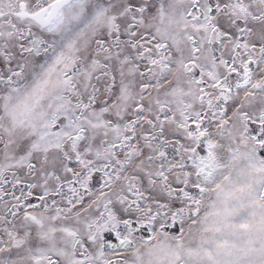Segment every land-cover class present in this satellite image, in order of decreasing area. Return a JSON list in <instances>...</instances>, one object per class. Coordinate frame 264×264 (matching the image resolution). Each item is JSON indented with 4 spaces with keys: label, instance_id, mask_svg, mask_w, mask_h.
<instances>
[{
    "label": "snow or ice",
    "instance_id": "obj_1",
    "mask_svg": "<svg viewBox=\"0 0 264 264\" xmlns=\"http://www.w3.org/2000/svg\"><path fill=\"white\" fill-rule=\"evenodd\" d=\"M0 264H264V0H0Z\"/></svg>",
    "mask_w": 264,
    "mask_h": 264
}]
</instances>
